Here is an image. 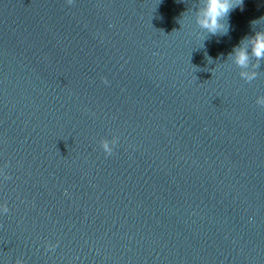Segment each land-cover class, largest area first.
<instances>
[{
    "label": "water",
    "instance_id": "1",
    "mask_svg": "<svg viewBox=\"0 0 264 264\" xmlns=\"http://www.w3.org/2000/svg\"><path fill=\"white\" fill-rule=\"evenodd\" d=\"M199 6L0 0V264H264V0Z\"/></svg>",
    "mask_w": 264,
    "mask_h": 264
},
{
    "label": "clouds",
    "instance_id": "2",
    "mask_svg": "<svg viewBox=\"0 0 264 264\" xmlns=\"http://www.w3.org/2000/svg\"><path fill=\"white\" fill-rule=\"evenodd\" d=\"M71 5L73 0H67ZM243 0H200V6L196 9L197 24L210 35H224L229 30L227 18L232 10L241 7ZM264 19V18H261ZM258 20L253 21L252 24H257ZM249 45L251 46L249 51ZM229 56L234 59V62L241 68L247 69L250 64L251 57H255L257 63L253 66L259 68V61L264 60V30L254 31L250 36H246L239 46L235 47ZM241 77L251 82L257 77L255 71L241 72ZM107 83V80L104 81ZM256 103L264 106V97L257 99ZM118 138H113L111 141L105 139L101 142V147L106 155L113 153V148L116 145ZM0 211L7 213L9 209L3 206ZM54 247V246H49ZM16 264H23L22 260H17Z\"/></svg>",
    "mask_w": 264,
    "mask_h": 264
}]
</instances>
